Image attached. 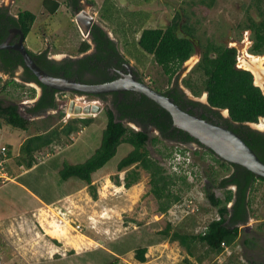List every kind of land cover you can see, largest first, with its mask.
<instances>
[{"label": "rangeland", "instance_id": "374dc122", "mask_svg": "<svg viewBox=\"0 0 264 264\" xmlns=\"http://www.w3.org/2000/svg\"><path fill=\"white\" fill-rule=\"evenodd\" d=\"M42 1L0 0V7L8 9L13 15L27 9L38 15V32L30 36V41L38 46L39 51L48 50L49 56L57 60L79 57L78 47L86 37L78 32V26L71 22L72 12L70 9L62 8L56 15V24L52 27V20L40 16ZM90 1L83 0L86 4ZM92 2L96 8L102 9L101 17L107 20L108 25H115L121 29H107L117 42L120 53L139 72L143 82L160 93L178 84L185 86L188 82L200 92L204 76L198 70L189 72L199 56L195 53L184 65L185 71L181 69L170 81L153 57L137 45L142 30L132 32L130 29L136 20L140 26L146 22L149 15L151 21L146 27L166 29L178 16L180 27L178 35L192 37L195 45L205 47L209 42L217 45L229 42L240 44L245 39L242 32L245 31L243 27L249 24V18L261 21L263 19L261 11L264 12V0H92ZM73 18L75 19V16ZM122 33L128 34L127 39H124ZM260 61L263 65V59L260 58ZM20 73L19 70L15 81L21 86L12 84L4 89L2 85L9 82L10 77L0 72L2 77L0 102L6 105L18 104L24 116L29 118L26 113L27 107L37 98L40 90L35 84L23 83ZM185 90L189 92L188 89ZM63 94L65 96L58 97L59 109L51 111V129L61 131L70 123H74L77 128L69 137L62 134L53 144L56 146L55 152L45 163L38 164L27 173L20 175L27 170L26 165L22 169L19 164L20 148L30 136L43 132L44 118H29L30 124L26 131L9 126L0 118V147H9L12 152L11 174L17 176L12 182L25 184L46 203L55 201L69 192L58 171L65 161L82 162L94 152L84 141L91 135V130L96 128L101 131L105 127L108 110L106 103L101 100L72 92ZM204 96L202 91L196 99L204 101ZM72 102L74 108L97 106L101 110L98 113L92 111V114L75 113V110L71 112ZM86 118L93 119L94 128L87 130L85 125L80 123V119ZM125 124L136 131L140 130L137 126ZM148 134L150 141L147 149L151 158L164 167L168 175L187 177L190 188H185L181 181L173 187L175 193L181 191L180 202L166 213H162L158 200L151 192L150 175L145 171L141 172L138 182L130 188L126 187L124 173L116 179L114 172H108L93 182L96 187V198L85 182H78L81 183L79 190H71L69 196L57 204L36 210L31 215L23 214L12 218L13 220L0 222V264H47L56 258L59 260L64 257L72 260L78 257L84 264H92L91 262L106 264L112 258V253H116L112 258L115 259L112 262L115 264H264V182L258 181L254 186L249 223L241 226V236L235 246L226 249L224 253L216 255L199 244L195 251L196 256L190 257L179 242L162 238L159 233L168 224L172 225V232L197 235L203 233L209 223L220 219L217 209L208 202L204 187L207 179L217 181L219 178L228 177L230 168L228 166L226 171L217 172L219 160L201 151L200 157H193L192 153L187 152L185 157H191L190 160L193 162L188 167L184 164V168L177 171L173 167L172 159L177 146L154 142L157 134L154 131H149ZM71 146H73L71 152L82 151L80 159L72 160L69 157ZM180 158L183 161V156ZM36 159L41 162L38 154ZM120 159V156L114 158L103 171L117 165ZM34 164L36 165V162ZM116 180H119L120 184H117ZM76 181L73 180L70 186H78ZM3 191L11 201L16 204L19 202L20 189L14 183L9 182ZM215 194L221 199L225 196L219 189L215 190ZM4 207H7L6 204L0 200V209H5ZM11 209L16 210L13 206ZM76 225L84 226V228L81 226L84 230L76 228ZM132 235L137 236L141 246L148 248L145 263H140L135 258V250L129 251L135 249L138 242ZM186 258L191 263L184 262ZM200 258L204 259L203 263L199 262ZM57 264L67 263L62 261Z\"/></svg>", "mask_w": 264, "mask_h": 264}, {"label": "trees", "instance_id": "16d2710c", "mask_svg": "<svg viewBox=\"0 0 264 264\" xmlns=\"http://www.w3.org/2000/svg\"><path fill=\"white\" fill-rule=\"evenodd\" d=\"M50 2H53L51 13H55L59 8V3L53 0H45L44 3L48 4ZM78 3L79 1L75 0L73 5L77 7ZM262 15H264L263 11ZM176 18L177 19H174L172 24L166 29H144L137 43L144 52L153 57L156 64L163 69L170 81L182 64L190 59L195 52L193 42L188 38L178 35V28H180L179 17L177 16ZM35 21L36 15L30 11L24 10L20 11L17 15H13L8 9L0 7V45L5 42L13 28L21 29L25 37H27ZM251 28H254L256 38L259 40L256 48H263L264 20L259 25L253 22ZM91 37L96 44L97 52L85 55L77 62L70 59L57 62L49 57L48 50L41 53H34L31 50L28 51L38 66L55 77L73 79L85 84L112 82L116 79V76L111 75L109 71V62L112 58L119 59V64L117 66L120 67L121 63L126 60L122 57L116 42L109 38L105 30L100 26H94ZM91 48L92 45L88 41H84L80 46L79 53L85 54ZM204 48V58L200 62L198 70L204 76L203 90L201 89V91H208L209 104L211 107L228 108L232 120L237 123L257 122L260 116H264V96L261 94L260 89L253 85L252 74L235 67L237 62V51L235 49H227L213 42L207 43ZM212 54H215L216 57H213L214 55ZM74 64H78V67L74 68ZM103 65H105V67H103ZM20 68L23 69V74L21 76L23 83L34 81L43 88L41 98L37 101L34 108L26 110V113L28 115L40 114L48 109H56L58 107L56 101L57 91L51 90V88L40 83L31 70L25 66L24 59L18 51L8 49L0 51V71L3 74H9L11 76L10 81L3 84L2 88L5 89L12 84L21 86V84L15 81V73ZM87 74H92L93 77H89ZM1 83L2 77H0V85ZM187 85L192 87L190 82H188ZM173 91L176 92V89ZM34 92H36L35 89ZM170 92L169 90L163 94L174 98L178 105L186 109L185 104L179 100L182 96L179 95L178 92L175 94ZM200 92L196 94L199 95ZM114 95L116 96L114 109L108 107L105 116V127L102 128L101 131L93 127V119H80V123L85 125L87 130L94 128L91 130V135L87 137V141H84L86 146L94 152L90 154V156H87L82 162L74 163L65 161L62 168L58 171L60 178L64 181L66 186H68L69 192L64 193L61 198L55 201L46 203L39 198L37 193L25 184L17 183V181H9L20 189L21 196L19 202L16 204L10 200L8 195L3 194L5 193L3 189L7 188L9 182L0 184V200L7 206L4 207L5 209H0V222L9 221V219L23 214L31 215L36 210L57 204V202L67 198L71 190H79L78 188L81 183L79 184L78 182H85L91 188L92 195L96 198V187L93 184L95 180H99L105 174H108V172H114L116 179H118L121 173H124L133 166H137L136 169H144L150 174L151 192L158 200L159 210L162 213H166L172 206L181 201V191L180 193H175L173 187L178 181H181L185 188H190L191 186L187 182V177H174L173 175H168L164 167L150 157V153L147 149V144L150 141L149 134L145 130L136 131L132 129L124 123V120L133 119L141 122L143 127L157 128L165 138H173L179 131L184 140L193 141L194 139L190 137L188 133L180 131L179 129L175 128L171 131V128H173L171 115L146 96L133 92H126L124 93V99L120 102L118 93H114ZM129 96H134V99L130 101L128 98ZM0 118L5 121L7 125L23 131H26L30 124L29 118L24 116L18 104L6 105L0 102ZM51 119L52 116L43 119V132L30 136L21 145V159L19 160V164L22 169L26 165L27 170L21 172L20 175L33 170L38 164L45 163L46 159L55 152L54 148L56 146H53L54 142L59 140L62 134L63 136L69 137L77 128L74 123H70L63 127L61 131L55 128L51 129ZM230 129L240 135L247 145L254 150L264 162L263 134L249 128L240 131L230 126ZM243 133H245V136L242 135ZM153 141L161 142V139L156 137ZM72 147L73 146L69 147V157L72 160L80 159L82 151L73 150L71 152ZM9 154L11 160L8 164V169L11 174L13 171V168H11L13 163L12 152L9 151ZM37 154L43 157L42 160H45L38 162V159H36ZM118 156H120L121 159L117 165L112 168L108 167V169L103 171L104 167ZM35 162L36 165L34 164ZM223 166L226 167V170L228 166H233L237 172L224 178L220 186L226 187L229 184H234L237 187V191L228 190L224 198L221 199L217 197L211 188L206 190V198L212 207L218 209L220 219L209 223L205 231L197 235L172 232L171 224H168L165 229L161 230L159 233L162 238L179 242L180 245L186 249L190 257L196 256L195 251L199 244L216 255H220L224 253L227 248L229 249L235 246L242 232L241 226L246 225L250 219L252 205L251 195L255 190L254 186L258 181L264 182L263 177L256 176L240 165H229L224 162ZM140 175L141 173L138 170H132L127 173L125 176L126 187L130 188L133 184L137 183ZM16 177L13 176V179L15 180ZM75 179L77 180L76 184L79 185L70 186L71 182ZM116 183L120 184V181L116 180ZM235 195L237 198L236 203L229 209L228 205L232 202ZM11 206L15 207L16 210L11 209ZM132 236L135 238L137 237L136 235ZM137 241L136 248H132L129 251L135 250V258L140 263H145L147 261L146 255L148 248L141 246L138 239ZM250 243L248 242L247 244L249 245ZM107 251L109 252L108 249ZM114 254L116 253L111 254L112 258H114ZM86 255L85 258H87ZM112 258L106 264H115L112 263L113 260H115H112ZM118 258L119 257H117V259ZM75 259L72 260L69 257H64L58 260L56 258L54 261L47 264H57L62 261L67 264H84V261H81L78 257H75ZM184 262L191 263L188 258H186ZM199 262L203 263L204 259L200 258ZM91 263L94 264L93 262Z\"/></svg>", "mask_w": 264, "mask_h": 264}, {"label": "flooded vegetation", "instance_id": "af4514ba", "mask_svg": "<svg viewBox=\"0 0 264 264\" xmlns=\"http://www.w3.org/2000/svg\"><path fill=\"white\" fill-rule=\"evenodd\" d=\"M74 2H75V0H72V9H71V11H72L73 14H74V12H77V11H82V10H86L87 11V9H85L84 6L80 2L78 3L77 7H76V5H73ZM261 13H262V11H261ZM262 16H263V19L261 21H254L251 17L249 18V24H247L245 27H243V29L245 31L242 32L243 35H245V39L246 40L244 39L243 42H241L240 44L237 43V42H235V43L229 42V43H226L224 45H219V46L225 47L227 49H235L237 51V56H236L237 62H236L235 67L237 69H239V70H244V71L250 72L252 74V76H253V85L255 87L259 88L260 91H261V94L264 96V78H263L264 77V72H263L264 71V62H263V65H261L262 66V69H263V71H262L263 74H262V76L260 78L261 83H258L257 82L255 73L252 72L253 70L248 69V68H246L243 65V61L249 62L250 61V58H252V57L255 58V56H257L256 58H261L264 61V47L261 48V49H257L256 48L257 45H258V43H259V40H257V38H256V34H255V31H254V28H251L253 22L256 25H259V24H261L263 22L264 15H262ZM74 21H75V19H74ZM251 21H253V22H251ZM94 26H100V25L97 24V25H94ZM94 26H93V28H94ZM93 28H92V30H93ZM101 28L104 29L103 27H101ZM13 29H17V28H13ZM13 29H11V30H13ZM92 30L89 32L88 36H85L84 35L86 38L83 40V42L84 41H89L90 43H92V46H93L89 50L90 53H88L89 51L86 53L87 55L94 54V53L97 52V50H96V44L93 42V39L91 37ZM105 32L107 33L108 37L110 38L109 33L106 30H105ZM81 34L83 35L82 32H81ZM10 35H11V31H10V34L7 37V39L10 37ZM19 37L20 36L18 34L15 35L12 38V40H11V44L17 43L18 40H19ZM180 37L188 38V39H190L193 42L194 47H195V52L193 53V55L196 53L199 57L194 62V64L191 66V68L189 69V72H192L193 70H198L199 64L202 61V59L204 58L205 48L199 46L198 44L195 45V42H194L195 40L192 37H187V36H180ZM25 40H26V37H25ZM8 50H14V49H8ZM244 51H245V54H244ZM193 55L190 57V59L193 57ZM212 55H214L213 57H216L215 54H212ZM245 56L248 57V59ZM122 57L126 61L123 62V63H121V66L120 67L117 66L119 64V59L112 58V60L109 62L110 63L109 64V66H110L109 67V71H110L111 75H115L116 76V79L115 80L120 79L124 75H129L130 73H132L133 75L136 76V78L138 80H140V81L143 82V80L141 79V76L139 75V72L130 65V63L126 59V57H124L123 55H122ZM51 59H53V60H55L57 62H61V61H58L57 59H54V58H51ZM66 59H70V60H72L74 62H77L81 58L77 57V58H66ZM66 59H64V60H66ZM190 59H188L186 62H184L182 64V66L177 70V72H176V74L174 76H176L177 73L181 69H183L185 71L186 67H184V65ZM77 67H78V64H74V68H77ZM103 67H105V65H103ZM19 70L21 72L20 73L21 74L20 76H22L23 69L20 68ZM19 70L15 73V76H17ZM4 75H8L10 77V79H11V76L9 74H4ZM87 75L89 77H93L92 74H87ZM27 84H30V85L35 84V85H37L39 87V90H40L39 95L36 96L37 98L33 102H31V105L29 107H27V110H28L30 108H34V106L37 103V101L41 98V96L43 94V88L38 83H36L34 81H29V82H27ZM186 84H185V86H186ZM185 86H180L178 84L176 86H172L171 88L167 89V91L170 90L171 91L170 93H172V94H175L176 92H178V94L182 96V98L179 99V100H180V102H182L183 104H185V108L186 109H184L181 106L184 110H186V111H188V112H190L192 114H195L197 116H200L201 118H203V119H205V120H207V121H209V122H211V123H213L215 125H218V126L226 127L228 129H230V126H233L235 129H238L240 131H243V130L249 128V129H252L253 131H257V132H259V133H261V134L264 135V129L260 127V125L264 121V116H260L258 118V121L257 122H245V123H237V122H234L232 120V118H231L230 110L228 108H213V107H211V105L209 104V93H208V91H203V93L205 94V96L203 97L204 98V101H202V100L196 99L197 98V95H198L196 93L198 92V90H196L193 85H192V87L191 86H188V85H187V87H185ZM174 89H176V92L173 91ZM185 89H188L189 92H187ZM51 90H54V89H51ZM54 91H57V93H56V101L58 103V107L56 109H48L47 111H45L43 113H40V114H29V116H30L29 118H44L45 119V118H47L49 116H52V115H50L51 114V111H57L59 109V98L58 97L60 95H62V96L64 95L65 96V94H63V92H60L58 90H54ZM167 91H164L163 93H166ZM72 93L73 94H78V95H81V96H84L85 95L87 97H92V98L101 100V101H103V102L106 103L107 107H110V108L114 109V106H115L114 104H115V99H116V96L114 95V93H118V98H119V101L121 102L124 99V93H126V92H120V93L119 92H114V93L101 94V95H91V94H85V93H81V92H72ZM133 93H136V92H133ZM137 94H139V93H137ZM128 98L131 101V100L134 99V96H129ZM172 99H174V98H172ZM174 101H175V99H174ZM124 123H127L128 125L137 126L138 128H140V130H145L147 133L149 131H154L157 134V137H159V139H161V142H163L164 144H167V143L175 144L177 147L175 149V153L176 154L174 153L175 155L173 156V160L176 159L177 158V155H180V154H184L185 155V154H187V152H190V153H192V156L194 157V156H199V152L203 151L206 154H208L209 156H212L215 159L219 160L220 163L217 164V167H216V168H219L217 172H220V170L222 172L223 171H226V167L223 166V163L225 161L222 160L212 150L208 149L205 145L201 144L198 140L194 139L193 137H192L194 139L193 141H186V140L183 139V137H181L180 132L178 131V134H175V136L173 138H165V137H163L161 135V133L157 130V128H154V127H143L142 124H141V122H139V121H135L133 119H126V120H124ZM175 128L176 127H174V125H173V128H171V131H173V129H175ZM176 129H178V128H176ZM230 130L233 131L232 129H230ZM180 131H183V130H180ZM242 135L245 136V133H243ZM227 164H229V163H227ZM229 165H232V164H229ZM173 167L176 168L175 165ZM136 168H137V166L136 167L133 166V167L129 168L128 170H126L124 172V174L126 175L127 173L131 172L132 170H138V171H140V173L142 171L147 172L144 169H141V168L136 169ZM229 168H230V175L232 173H234V172H237V170L234 169L233 166H230ZM177 169L181 171V169L179 167ZM211 169L214 170L212 167H211ZM226 177L219 178V179H217V181H213L211 179H207L206 180L207 183L205 184V187H204L205 188L204 189L205 190V195H206V190L208 188H211L214 192H215L216 189H219V190L223 191L224 193H226V191H228V190H233L234 192H236L237 191V187L234 184H229L226 187H221L220 186L221 181L224 178H226ZM236 199L237 198H236V195H235V197L232 200V202L228 205L229 209H231L234 206V204L236 203ZM217 211H218V209H217ZM248 223H249V221H248Z\"/></svg>", "mask_w": 264, "mask_h": 264}, {"label": "water", "instance_id": "95a60500", "mask_svg": "<svg viewBox=\"0 0 264 264\" xmlns=\"http://www.w3.org/2000/svg\"><path fill=\"white\" fill-rule=\"evenodd\" d=\"M74 16L76 24L85 36H88L94 25L99 24L95 17L86 10L74 12ZM17 34L20 36L18 42L11 44L12 38ZM4 49H14L20 52L25 66L31 70L40 83L63 93L81 92L101 95L114 92H136L144 95L171 115L174 127L188 133L225 162L245 167L256 176L264 178V162L241 136L226 127L215 125L200 116L184 110L174 99L154 90L149 85L138 80L132 73L103 84H85L73 79L55 77L43 70L34 61L25 45V35L20 29L11 30L10 37L0 45V51ZM73 110H75V113L81 114L84 111L92 114V111L98 113L101 109L97 106H86L84 109L80 107L74 108V102H72L70 111L73 112Z\"/></svg>", "mask_w": 264, "mask_h": 264}, {"label": "crops", "instance_id": "0c3cea01", "mask_svg": "<svg viewBox=\"0 0 264 264\" xmlns=\"http://www.w3.org/2000/svg\"><path fill=\"white\" fill-rule=\"evenodd\" d=\"M53 1H56L57 3H59V8L58 10L55 12V13H51V9H52V6H53V2H50L48 4H45V0L42 1V8H40V16L42 18H48L50 20H52V27H54L53 25L56 24V15L61 11L62 8L65 7V10L66 9H72V0H53ZM65 1V2H64ZM83 6L85 9H88L87 12L89 14H91L92 16L95 17L96 21L101 25V27H103L107 32L108 30L107 29H113V28H119L118 26L116 27L115 25L111 26V25H108V22L107 20L104 18V17H101V10L96 8L95 7V4L92 2V0L86 4L85 2H83V0H78ZM86 5H89V6H86ZM24 11V10H23ZM26 11V10H25ZM27 11H30V9H27ZM32 12V11H30ZM72 12V11H71ZM33 13V12H32ZM73 14V13H72ZM74 14L71 16V22L75 23L76 22L74 21V18H73ZM54 18V19H53ZM151 21V16L148 15V17L146 18V24L145 23H141L142 25L138 26L140 23L136 20L134 24L130 25L132 27H130V29L132 30V32H134L135 30H138V31H143L144 29H147L148 27H146L148 25V23ZM139 23V24H138ZM113 24V23H112ZM77 25V24H76ZM38 26H39V21H38V15L36 16V21L34 23V25L32 26V29L29 33V35L26 37V40H25V45L27 47L28 50H31L32 52L34 53H41L43 52L44 50L42 51H39L37 48L38 46L34 43V42H31L30 41V36L33 34V33H37L38 32ZM78 26V25H77ZM120 29V28H119ZM161 29V28H160ZM55 32H58L56 29H54ZM78 32L81 33L79 27L77 28ZM121 30V29H120ZM109 33V32H108ZM136 33V32H135ZM123 36H124V39H127L128 37V34L125 35L124 33H122ZM110 35V34H109ZM110 38L115 41L114 38L111 37L110 35ZM83 42V41H82ZM82 42L80 43L79 47H78V51L80 49V46L82 44ZM89 42V41H88ZM116 42V41H115ZM27 43V44H26ZM90 43V42H89ZM92 45V43H90ZM117 44V42H116ZM93 47V46H92ZM92 51V50H91ZM90 53V51L88 52ZM84 55H87L86 53L85 54H80L79 58H82ZM58 61H63V60H58Z\"/></svg>", "mask_w": 264, "mask_h": 264}, {"label": "built area", "instance_id": "2783aa9c", "mask_svg": "<svg viewBox=\"0 0 264 264\" xmlns=\"http://www.w3.org/2000/svg\"><path fill=\"white\" fill-rule=\"evenodd\" d=\"M9 151L10 150L8 147H5V146L0 147V184H4L6 182L13 181V176L10 174L9 169H8V164L11 160ZM39 157L42 160L43 157L42 156H39ZM180 157L181 156L178 155L176 158L178 165L182 162ZM190 158L183 157V161L186 160V162H188V164H190L192 162L190 160ZM177 168H178V166L175 169H177ZM45 208H48V207H45ZM11 220H13V219H11ZM63 222H64V220L61 221V223H63ZM81 226L82 225H76V228H78L80 230H84L83 229L84 226H82L83 228ZM92 228H93V226H92Z\"/></svg>", "mask_w": 264, "mask_h": 264}, {"label": "bare ground", "instance_id": "6f19581e", "mask_svg": "<svg viewBox=\"0 0 264 264\" xmlns=\"http://www.w3.org/2000/svg\"><path fill=\"white\" fill-rule=\"evenodd\" d=\"M245 54V53H244ZM246 57V56H245ZM248 59V57H246ZM248 61V60H247ZM243 65L248 68V69H251L253 70L252 72L255 73V76H256V80L258 83H261V76H262V62L260 61V58H250V61L249 62H246V61H243ZM264 72V71H263ZM264 78V77H263ZM261 85V84H260ZM77 95V94H76ZM85 113L84 111H82L81 114ZM86 114H90V113H86ZM261 128H264V121L263 123L260 125Z\"/></svg>", "mask_w": 264, "mask_h": 264}, {"label": "clouds", "instance_id": "9594fccd", "mask_svg": "<svg viewBox=\"0 0 264 264\" xmlns=\"http://www.w3.org/2000/svg\"><path fill=\"white\" fill-rule=\"evenodd\" d=\"M9 148V147H8ZM10 150V149H9ZM180 156H183V157H185V155L184 154H180ZM173 159V158H172ZM173 163H174V165L177 167H179L181 170L184 168V164H187L186 165V167H188V165H190V164H188L187 162H186V160H184V161H182L179 165H178V163H177V160L176 159H174L173 160ZM177 170V169H176ZM178 171V170H177ZM9 220H11V219H9Z\"/></svg>", "mask_w": 264, "mask_h": 264}]
</instances>
